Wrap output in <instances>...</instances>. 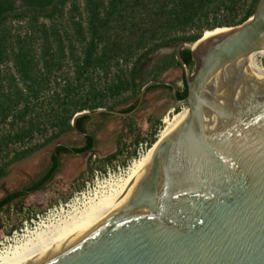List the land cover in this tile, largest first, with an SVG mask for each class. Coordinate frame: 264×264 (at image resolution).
<instances>
[{
  "label": "water",
  "instance_id": "95a60500",
  "mask_svg": "<svg viewBox=\"0 0 264 264\" xmlns=\"http://www.w3.org/2000/svg\"><path fill=\"white\" fill-rule=\"evenodd\" d=\"M184 46L176 54L185 65ZM191 50L196 69L185 74L183 99L163 80L140 93L138 107L152 86H170L188 109L155 165L108 219L30 264H264V80L236 69L241 56L264 50V0ZM102 113L114 111L77 112L73 130L93 135L76 121Z\"/></svg>",
  "mask_w": 264,
  "mask_h": 264
},
{
  "label": "trees",
  "instance_id": "16d2710c",
  "mask_svg": "<svg viewBox=\"0 0 264 264\" xmlns=\"http://www.w3.org/2000/svg\"><path fill=\"white\" fill-rule=\"evenodd\" d=\"M83 3V9L79 0H44V4L25 8L16 7L12 1L0 5V179L13 163L73 130L77 112L99 108L114 111L138 97L124 112L135 110L144 85L160 80L167 70L181 64L176 52L155 54L153 67L144 73L152 54L180 43L193 45L205 30L242 24L253 15L258 0ZM181 57L189 67L196 63L191 47L182 49ZM68 65L71 70L65 71ZM86 85V93H77ZM155 87L163 86L150 89ZM186 93L184 79L178 98L183 99ZM89 118L77 119L76 126L82 132H87L85 122ZM132 129L133 122L129 124ZM156 138V134L150 138L149 147ZM95 144L94 135H89L86 145L75 150L88 151ZM62 152H69V148L57 147L39 183L3 198L0 213L5 207L9 211L15 199L50 181ZM117 156L98 160L111 162Z\"/></svg>",
  "mask_w": 264,
  "mask_h": 264
},
{
  "label": "rangeland",
  "instance_id": "374dc122",
  "mask_svg": "<svg viewBox=\"0 0 264 264\" xmlns=\"http://www.w3.org/2000/svg\"><path fill=\"white\" fill-rule=\"evenodd\" d=\"M79 1L83 9V0ZM184 44V47L192 48L194 46L189 43ZM176 47L158 49L146 61L143 72L145 73L152 68L155 54L173 53L176 52ZM261 59L262 57L258 58L259 62ZM71 67L68 65L64 69L65 71H69ZM195 69L196 63L192 67L178 64L166 71L160 80L172 82L180 90L183 88V78L186 72L191 74ZM88 87V85L84 86L77 93L82 94ZM137 100L138 97H135L117 106L114 112L124 111L136 103ZM183 107L182 104L175 102L171 88L155 87L149 89L139 109L132 111V114H134L133 119L118 117L113 113L91 116L92 120L86 126L98 138L94 150L84 156H77L73 153L62 154L60 169L53 180L48 181L40 189L16 199L10 206L9 211L5 207L7 211L4 210L0 213V248L16 232L21 233L27 225H34L38 222L37 220L46 217L52 210L59 208L63 204H68L75 196L81 195L94 186L97 178H103L110 173H126L127 167L135 155L134 151L138 142L142 139L150 141V138L154 134L158 135L162 129L163 118L171 110L175 111L173 113L175 115ZM171 116L173 115L171 114ZM132 122L133 129L130 131L129 124ZM58 142L68 144L72 148L86 145L83 134L75 130H69L40 150L26 155L21 160L13 163L9 167L8 173L0 179V200L8 193L27 189L36 180L42 179L52 164L54 147ZM16 147L21 148L22 146L17 145ZM115 153H118V156L111 162L98 160L106 159ZM74 160L81 161L82 163L84 160H87V167L81 171L77 168V171L68 173L66 171L67 167ZM31 164L32 166H30Z\"/></svg>",
  "mask_w": 264,
  "mask_h": 264
},
{
  "label": "bare ground",
  "instance_id": "6f19581e",
  "mask_svg": "<svg viewBox=\"0 0 264 264\" xmlns=\"http://www.w3.org/2000/svg\"><path fill=\"white\" fill-rule=\"evenodd\" d=\"M228 29L229 27H218L207 30L205 38ZM262 55L264 50L241 56L236 65L237 74L244 79L254 76L264 80V68L258 60ZM187 114L188 109L184 106L174 116L166 115L163 118L164 126L156 140L143 155L132 160L126 173H110L97 178L94 186L75 196L68 204L52 210L34 225H27L21 233L16 232L0 248V264H30L62 246L78 233L94 227L97 222L108 219L155 165L164 143Z\"/></svg>",
  "mask_w": 264,
  "mask_h": 264
},
{
  "label": "flooded vegetation",
  "instance_id": "af4514ba",
  "mask_svg": "<svg viewBox=\"0 0 264 264\" xmlns=\"http://www.w3.org/2000/svg\"><path fill=\"white\" fill-rule=\"evenodd\" d=\"M10 1H12V3L16 6V7H18V8H25L26 6H28L29 4H37V5H40V4H44V0H0V5H1V7L2 6H4V5H8L9 4V2ZM163 48H165V47H163ZM184 49V48H183ZM146 64V63H145ZM154 65V64H153ZM168 71V70H167ZM162 78V77H161ZM184 79H185V76H184V78H183V87H184ZM164 81V80H163ZM186 81V80H185ZM163 87H165V86H163ZM172 89V88H171ZM178 91H179V89H178ZM139 105V104H138ZM138 107V106H137ZM136 107V108H137ZM91 120H92V117L91 118H89L86 122H85V128L86 129H88L87 128V126H86V124L87 123H89V122H91ZM84 133H93V135H94V139H95V142L97 143L98 142V138L96 137V135H95V133L94 132H84ZM83 136H84V138H85V140H87V137L89 136V135H86V134H83ZM64 144V143H63ZM62 143H60V142H58V143H56L55 144V147H54V149L56 148V151H57V147L58 146H60V145H63ZM65 146H67V147H69V145L68 144H64ZM84 146V145H83ZM95 147V146H94ZM54 153H56L55 151H54ZM64 153H69V152H62V153H60V155H59V165H58V167H57V169H56V171L54 172V174H53V177H52V179L51 180H53L54 179V177H55V175H56V173L58 172V170L60 169V164H61V155L62 154H64ZM47 173V172H46ZM45 173V174H46ZM44 177V176H43ZM42 177V178H43ZM41 181V179H39V180H36L35 182H34V184H37V183H39ZM34 184H32L31 186H33ZM30 186V187H31ZM29 188V187H28ZM27 188V189H28ZM23 190H25V189H23ZM18 191H22V190H18ZM16 192V191H15ZM33 192V191H32ZM13 193V192H12ZM8 194H11V193H8ZM7 194V195H8ZM6 195V196H7ZM5 196V197H6ZM5 197H3V198H5ZM2 198V199H3ZM20 198V197H19ZM1 199V200H2ZM18 199V198H17ZM0 200V201H1ZM16 200V199H15ZM14 200V201H15Z\"/></svg>",
  "mask_w": 264,
  "mask_h": 264
},
{
  "label": "crops",
  "instance_id": "0c3cea01",
  "mask_svg": "<svg viewBox=\"0 0 264 264\" xmlns=\"http://www.w3.org/2000/svg\"><path fill=\"white\" fill-rule=\"evenodd\" d=\"M185 48V47H184ZM154 62H155V60L153 61V64H154ZM153 64H152V67H153ZM139 109V107H137L136 109H135V111L136 110H138ZM121 112H123V113H125L124 111H121ZM114 115H116V116H118V117H123V118H125V119H133V115L134 114H131V115H129V116H125V115H119V114H117V113H113ZM88 127V126H87ZM87 130V132H93V131H90V129H86ZM93 134V133H92ZM63 144V143H62ZM65 144V143H64ZM63 144V145H64ZM65 146V145H64ZM85 146V145H84ZM84 146H82V147H84ZM67 147V146H66ZM82 147H71V146H69V147H67V148H69V153H73V154H75V155H77V156H81V155H85V154H87V152L86 151H84V152H77L75 149L76 148H82ZM70 148H72V149H70ZM55 151V150H54ZM61 162H62V160H61ZM61 165V164H60ZM69 165V164H68ZM30 166H32V164L30 165ZM87 167V160H84V162L82 163L81 161H77V160H74L73 162H71L70 163V165L67 167V172L68 173H73V172H75V171H77L76 169L78 168V169H80L79 171H81V170H83V169H85Z\"/></svg>",
  "mask_w": 264,
  "mask_h": 264
},
{
  "label": "built area",
  "instance_id": "2783aa9c",
  "mask_svg": "<svg viewBox=\"0 0 264 264\" xmlns=\"http://www.w3.org/2000/svg\"><path fill=\"white\" fill-rule=\"evenodd\" d=\"M262 59L260 60V64L262 65V67L264 68V55L261 56ZM260 57V58H261ZM174 110V109H173ZM174 112L171 110L169 112V116H171V114L174 116L173 114ZM164 126V122L161 125V128ZM158 136V135H157ZM150 145V141L146 140V139H142L138 142L136 149H135V155L133 156V159L140 157L141 155H143L149 148ZM132 159V160H133ZM120 168V167H119Z\"/></svg>",
  "mask_w": 264,
  "mask_h": 264
}]
</instances>
